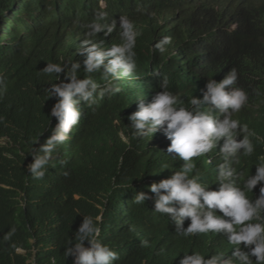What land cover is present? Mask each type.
Here are the masks:
<instances>
[{"label":"trees","instance_id":"obj_1","mask_svg":"<svg viewBox=\"0 0 264 264\" xmlns=\"http://www.w3.org/2000/svg\"><path fill=\"white\" fill-rule=\"evenodd\" d=\"M103 5L101 0H0V27L6 23L0 34V89H6L0 95V264H72L64 251L76 242L83 216H100V238L119 254L117 264H179L184 254L198 252L199 240L176 236L169 218L153 212L152 200L133 201L140 191L152 195L149 186L171 175L163 166L178 170L182 163L167 154L170 141L163 131L151 137L143 174L117 168L119 128L130 124L127 117L137 110V98L152 100L163 77L188 106L192 96L202 98L208 79L219 82L235 68L234 87L248 92L249 103L234 118L257 133L253 156L235 164L238 183L255 173L257 156H264V0H103ZM98 11L108 14L102 23L127 15L143 32L135 49L139 78L117 81L121 91L97 105L82 103L80 123L49 162L44 178L34 179L26 169L32 162L29 153L55 102L45 88L60 82L41 70L61 58L79 61L83 68L84 57L77 54L85 39L83 24ZM164 37L171 44L163 52L154 49ZM96 39L110 47L119 42L118 31ZM94 79L99 81V74ZM70 151L76 158L60 156ZM222 162L215 150L196 159L212 189L218 187L216 166ZM259 187L248 193L250 199L258 197ZM145 238L151 247L167 242L165 259H156L151 247H140ZM217 241L219 252L230 256L227 239Z\"/></svg>","mask_w":264,"mask_h":264},{"label":"clouds","instance_id":"obj_2","mask_svg":"<svg viewBox=\"0 0 264 264\" xmlns=\"http://www.w3.org/2000/svg\"><path fill=\"white\" fill-rule=\"evenodd\" d=\"M107 16L105 11L94 12L93 18L83 24L85 39L77 50V54L84 57L83 68L79 61L61 58L60 62H48L41 70L49 76L55 75L60 82L49 83L50 87L45 88L48 99L55 102L43 134L35 140L29 153L32 162L26 169L34 179L44 178L49 162L56 158L60 146L80 123L84 115L82 103L89 107L97 105L105 97L121 91L117 81L139 78L135 49L143 32L127 15L114 18L108 24L102 23ZM5 25L3 22L0 34L5 33ZM114 31H118L119 42L110 47H104L103 41L96 39L102 33L111 35ZM169 44L171 38L164 37L153 48L163 52ZM95 74H99V81L94 79ZM237 81L238 72L231 68L219 82L208 79L202 98L192 96L188 106H184L178 94L169 90L168 78L163 77L159 80L160 90L151 101L146 103L148 99L144 96L136 99L137 110L127 117L130 124L118 131L121 142L118 169L130 165V169L143 174L141 166L149 157L147 149L151 137L161 130L170 141L167 154L182 161L178 170L163 166L171 175L167 178V173L149 186L152 195L140 191L133 198L138 205L152 200L153 212L169 218L176 236L199 240L198 252L184 254L179 264H264V156H257L255 173L243 179L242 184L238 183L241 174L235 164L241 157L253 156L257 133L247 123L234 118L249 103L248 92L234 87ZM4 91L6 89H0V95ZM125 129H129V133H124ZM214 150L222 156L223 162L216 166L218 187L212 189L204 182L205 173L197 167L196 159L209 156ZM129 151L143 152L140 160L133 162L141 164L139 168L128 164ZM208 163H212L211 157ZM258 185V197L250 199L248 193H253ZM186 220L189 221L187 227L184 226ZM99 221L100 216H83L74 233L76 242L70 243L64 251L67 258L72 257V264H117L119 261V254L101 240ZM220 236L232 246L230 256L219 252L217 238ZM167 245L163 240L151 247L149 239L140 240V247H151L150 253L156 259H165L162 252ZM17 253L24 252L17 249Z\"/></svg>","mask_w":264,"mask_h":264},{"label":"rangeland","instance_id":"obj_3","mask_svg":"<svg viewBox=\"0 0 264 264\" xmlns=\"http://www.w3.org/2000/svg\"><path fill=\"white\" fill-rule=\"evenodd\" d=\"M126 131H124V133H129V129H125ZM134 146H132V148H133ZM136 149H140V147L139 146H136L135 147ZM143 155V152L142 151H140V153L139 154H137V153H135L134 151H129L128 153H127V157H129V158H131V160L128 162V164H131V163H133V162H136V161H139L140 160V156H142ZM119 163H120V161H119ZM141 166V164H137L136 165V168H139ZM212 252H214V250L212 249L211 250V253Z\"/></svg>","mask_w":264,"mask_h":264},{"label":"bare ground","instance_id":"obj_4","mask_svg":"<svg viewBox=\"0 0 264 264\" xmlns=\"http://www.w3.org/2000/svg\"><path fill=\"white\" fill-rule=\"evenodd\" d=\"M50 128H51V126H50ZM48 132H49V135L51 134L50 133V130H48ZM73 153L70 151V154L68 155L67 153H64L63 155H60V156H62V158H64V160H72V159H74V158H76V156H74V155H72ZM73 157V158H72ZM63 160V161H64ZM132 166H135L136 167V165L133 163L132 164ZM129 167H130V165H129ZM216 247V246H215Z\"/></svg>","mask_w":264,"mask_h":264}]
</instances>
